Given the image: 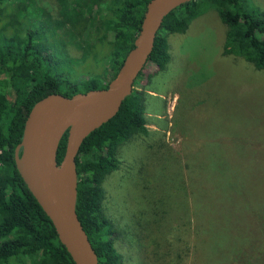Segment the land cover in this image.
<instances>
[{
  "label": "rangeland",
  "instance_id": "obj_1",
  "mask_svg": "<svg viewBox=\"0 0 264 264\" xmlns=\"http://www.w3.org/2000/svg\"><path fill=\"white\" fill-rule=\"evenodd\" d=\"M32 1L55 15L52 0ZM12 2H0V33L13 17L20 30L35 33L38 50L64 41L37 25L43 18L30 17V1L20 0L24 10L16 12ZM240 3L264 11V0ZM15 31L22 34L8 28L7 35ZM224 31L214 10L203 6L184 33L166 35L165 68L145 64L133 81L132 88L146 94V134L119 146L118 166L102 183L103 212L114 224L121 264H264V70L223 55ZM63 51L80 56L69 44L55 59L64 58ZM105 52L96 48L74 68L64 58L57 72L68 81L85 78L88 70L96 74ZM102 85L94 81L96 89ZM153 195L161 203L152 209L146 202ZM168 242L174 249L166 258Z\"/></svg>",
  "mask_w": 264,
  "mask_h": 264
},
{
  "label": "trees",
  "instance_id": "obj_2",
  "mask_svg": "<svg viewBox=\"0 0 264 264\" xmlns=\"http://www.w3.org/2000/svg\"><path fill=\"white\" fill-rule=\"evenodd\" d=\"M1 1L5 3L6 0ZM28 1L31 2L28 8L30 17L44 19L37 25L53 38L62 37L64 41L55 42L53 50H38L32 40L35 33L28 28L20 30L13 17H6L7 21L1 27L0 264H73L58 242L49 220L18 175L13 150L20 142L25 118L37 101L50 94L71 97L96 90L94 81L98 79L103 83L99 89L113 81L125 55L132 48L150 0H52L54 16L32 0ZM11 4L10 8L15 12L24 10L20 0ZM205 5L214 10L225 28L222 54L239 57L255 70H264V11L244 10L240 0H191L172 10L163 18L145 64L162 71L169 61L166 35L184 33ZM8 28L18 29L22 34L15 31L7 35ZM69 44L80 51V56L75 60L63 51L65 60L79 61L80 64L88 62L89 55L96 48H104L106 52L102 53L100 71L96 74L85 71L83 74L89 76L91 73V76L79 81L64 79L57 72L59 61H64V58L55 59L54 52L60 53V49ZM90 60L94 61V58ZM74 83L82 85V89L77 90ZM144 95L141 90L131 87L130 94L122 100L116 113L83 139L74 158L75 214L97 264H121V257L113 247L114 224L103 212L105 192L102 183L106 175L118 166L116 152L119 146L134 136L146 134ZM65 141L66 131L57 144V166L64 153ZM160 203V199L153 195L146 206L153 209ZM169 221L172 222L171 217ZM156 223L154 215L151 225ZM191 223L185 221L183 225ZM174 241L176 244L178 237ZM172 244L168 242V247H164V257L174 249Z\"/></svg>",
  "mask_w": 264,
  "mask_h": 264
},
{
  "label": "water",
  "instance_id": "obj_3",
  "mask_svg": "<svg viewBox=\"0 0 264 264\" xmlns=\"http://www.w3.org/2000/svg\"><path fill=\"white\" fill-rule=\"evenodd\" d=\"M191 0H150L132 48L104 89L71 97L50 94L30 108L20 142L13 150L15 169L26 190L49 220L73 264H97L96 256L75 214L74 158L83 139L109 120L131 92L163 18ZM66 131L64 153L56 165L57 144Z\"/></svg>",
  "mask_w": 264,
  "mask_h": 264
}]
</instances>
